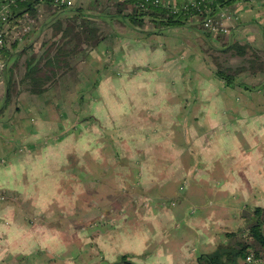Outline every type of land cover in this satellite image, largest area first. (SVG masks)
I'll list each match as a JSON object with an SVG mask.
<instances>
[{
  "label": "crops",
  "instance_id": "obj_1",
  "mask_svg": "<svg viewBox=\"0 0 264 264\" xmlns=\"http://www.w3.org/2000/svg\"><path fill=\"white\" fill-rule=\"evenodd\" d=\"M121 1L76 0L104 38L45 93L20 80L64 13L38 4L34 39L0 56V264H187L184 244L215 251L238 215L264 207V85L241 83L264 73L237 72L254 57L235 51L264 62V0L218 5V34L201 14L133 26L130 9L110 14Z\"/></svg>",
  "mask_w": 264,
  "mask_h": 264
},
{
  "label": "trees",
  "instance_id": "obj_2",
  "mask_svg": "<svg viewBox=\"0 0 264 264\" xmlns=\"http://www.w3.org/2000/svg\"><path fill=\"white\" fill-rule=\"evenodd\" d=\"M228 2H232V0L223 1L212 6L209 15L214 16L213 10L217 8L218 5H223ZM43 3L49 5L54 10L61 11L60 13H64V20L52 21L50 25L47 24L49 27L45 29L44 40L41 43V47L46 48L42 53L32 54L30 57L26 55L30 59L25 63L27 72L23 79L20 80V85L27 88L31 93H45L53 89V87H56L59 84V79L63 76H67L68 72L75 68L77 63L84 59L92 48L99 46L104 38L102 27L96 25V20L94 18L83 14L80 10L62 7L55 4L53 0H45L37 3V5H34V3H22L14 10L7 23L8 35L6 37L5 48L2 51L4 61L7 58L9 59L15 56L14 54L19 42L16 31L22 27L21 25L25 20V15H32L35 21L39 23V20L36 19V16L39 14L36 6ZM126 9H130L128 10L129 12L127 11L126 13ZM124 13L126 14L123 15V17L127 19L129 24L140 27L145 26L147 21L154 25H159L160 28L176 27L187 23V20L191 18L183 11L175 14L163 6H151L149 8L137 7L132 0H123L119 2L116 9L110 14L112 18H115ZM196 14H201L202 21L208 15L205 9L196 11L195 16ZM34 28L25 36L26 39L37 31V28ZM59 34L60 37L54 39ZM30 48L29 46L27 51H29ZM235 51L238 56H244L250 53L254 57L248 60L251 66L240 67L237 69V72L245 71L247 77L250 73L254 75L260 71L264 73V62L259 60L258 55L254 51L242 45L236 46ZM218 64L221 67L220 70H218V77L225 79L227 83H233L234 75L232 73H226L222 65L220 63ZM241 83L248 88H258L264 85V83H261L255 86L247 81ZM11 94L12 89L3 100L4 107H7L12 102ZM247 216L249 218L243 232L239 230L227 233L232 243H228L227 241L223 244H219L213 252L202 253L197 258V263L226 264L224 258H228L232 261L236 258H241L244 261L247 253L252 251L264 259V207H256L252 213L245 215V217ZM130 257H132L130 254H125L121 257V261L125 264H136L129 259Z\"/></svg>",
  "mask_w": 264,
  "mask_h": 264
},
{
  "label": "built area",
  "instance_id": "obj_3",
  "mask_svg": "<svg viewBox=\"0 0 264 264\" xmlns=\"http://www.w3.org/2000/svg\"><path fill=\"white\" fill-rule=\"evenodd\" d=\"M45 0H0V56L2 54L3 49L5 48L6 37L8 35L7 32V23L10 20L15 9H17L22 3H34L37 5L39 2H43ZM223 1H231V0H190L185 1L182 4H173L168 1L163 0H132L135 6L141 8H149L151 6H163L168 9L172 13H177L180 11L185 12L189 17H194L196 11L206 10L208 14L205 19L202 21V28L210 33H225L227 32V28L224 26L223 22H221L222 18H226L228 16L227 12L221 13L219 17L215 18L209 15L210 8L215 6ZM233 1V0H232ZM235 1V0H234ZM53 2L62 7L70 8L75 7L76 0H53ZM35 23V18L31 15L26 14L25 20L22 23V27L16 31V34L19 38V41L24 40V37L31 32L33 29V25ZM3 67V63L0 65ZM22 151H29V147L22 146L20 148ZM245 264H264V259L258 256L255 252L247 253L245 259Z\"/></svg>",
  "mask_w": 264,
  "mask_h": 264
},
{
  "label": "rangeland",
  "instance_id": "obj_4",
  "mask_svg": "<svg viewBox=\"0 0 264 264\" xmlns=\"http://www.w3.org/2000/svg\"><path fill=\"white\" fill-rule=\"evenodd\" d=\"M76 3V2H75ZM68 9H70V8H68ZM40 16H41V13H39L38 14V16H36V19H40ZM34 27V29H36L37 28V30L40 28V26H39V23H37L36 21H35V23H34V25H33ZM34 36H36L35 35V33L34 34H31V36L29 37V40L28 41H30L31 39H34ZM28 39V38H27ZM36 40H37V42L39 43V45H40V47H39V50H38V48H36L37 49V52L36 53H41L40 51V49H41V43H42V41L44 40V34L42 35V36H40V34L38 35V37L37 38H35ZM25 40H26V38L24 37V40H22V41H19L18 42V45L19 46H22V45H24V42H25ZM17 45V46H18ZM26 49H28V47L26 48ZM25 58V57H24ZM24 58L22 59V61L24 60ZM19 63V62H18ZM74 68L71 70V71H69L68 73H71V75L72 74H74ZM80 131V130H79ZM74 137H76V134L74 135ZM74 139V138H73ZM75 147H76V141H72V144H70V145H68V146H66V149H75ZM136 193H137V190L135 191ZM142 193H144V194H147L148 193V195H149V192L148 191H145V189H143V191H142ZM139 194V193H138ZM154 196V195H153ZM244 217V216H243ZM241 215H238V219H237V224H238V228H235V227H233L234 228V230L235 231H239V230H241L242 232L245 230V228H244V226L247 224V220H248V216L247 217H245V218H243ZM243 218V219H242ZM244 225V226H243ZM216 229H218V228H216ZM227 230L228 229H230V228H226ZM222 230H224V229H220V231L222 232ZM246 233V232H245ZM228 243H232V240L229 238L228 239ZM183 247L184 248H182L181 250H183V253H186L187 254V256L190 258L191 257V259H189V262L187 263V264H198L197 263V258L202 254V252H201V250H200V247H198V246H195L194 244H192V243H187V244H184L183 245ZM173 252L171 253V254H173L175 251H174V249L172 250ZM206 250H204V252H205ZM210 250H208V251H206V252H209ZM211 252H213V251H211ZM162 257V256H161ZM129 259H131V257L129 258ZM164 259V257H162V260ZM224 261H225V263L226 264H245L244 263V261L241 259V258H236V259H234L233 261L232 260H229L228 258H224Z\"/></svg>",
  "mask_w": 264,
  "mask_h": 264
}]
</instances>
